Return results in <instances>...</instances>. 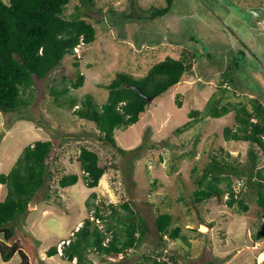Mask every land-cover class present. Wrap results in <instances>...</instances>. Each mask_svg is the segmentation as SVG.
<instances>
[{
  "label": "rangeland",
  "instance_id": "1",
  "mask_svg": "<svg viewBox=\"0 0 264 264\" xmlns=\"http://www.w3.org/2000/svg\"><path fill=\"white\" fill-rule=\"evenodd\" d=\"M252 2L264 8V0H172L170 11L149 19L143 17L145 11L166 0H94L95 10L101 11L87 14L96 27L95 40L80 43L45 78L35 79L30 95L27 90V106L0 111V173L10 170L26 145L38 139L53 142L48 159L52 174L27 211L11 221L14 237L19 238L10 244L17 242L33 264H77L76 259L63 258V243L58 241L67 243L86 218L101 227L94 218L96 206L130 201L149 227L144 240L122 256L89 252L94 264H150L144 255L157 253L161 260L176 257L177 264H264V237L254 238L264 224V208L253 189L242 187L246 211L237 204L229 206L227 193L200 203L191 195L211 155L237 170L249 169L252 150L264 168L262 150L249 142L224 139L223 127L235 122L233 110L217 118L198 117L181 133L175 131L190 120L189 111H202L212 96L220 97L221 87L229 96L225 102H238L245 94L264 96V19L259 24L251 19ZM80 5L81 0H70L63 15L77 13ZM124 10L131 16H121ZM166 56H184L192 67L176 85L149 100L136 123L115 130V142L124 152L101 140L92 122L73 113L86 94L98 105L103 103L116 72L139 78ZM77 70L83 83L73 88L70 82ZM224 74L228 80L220 86ZM64 85L69 90L56 102L50 88ZM69 95L75 99L73 107L68 105ZM80 146L95 151L107 166L92 188L81 177ZM230 172L238 191L241 181ZM71 173L79 175L77 182L60 187L58 179ZM5 195L6 186L0 183V200ZM158 212L172 215V226L180 227L183 238L160 241L154 226ZM4 240L0 233V243ZM54 245L57 254L47 256L46 250Z\"/></svg>",
  "mask_w": 264,
  "mask_h": 264
},
{
  "label": "trees",
  "instance_id": "2",
  "mask_svg": "<svg viewBox=\"0 0 264 264\" xmlns=\"http://www.w3.org/2000/svg\"><path fill=\"white\" fill-rule=\"evenodd\" d=\"M69 2L70 0H0V111L14 112L27 106V90L30 95L35 79L45 78L80 43L90 44L95 40L96 27L87 12L101 10H95L94 0H81L77 13L67 18L63 12ZM248 5L254 8L261 6L260 3L253 5V2ZM171 6L172 0H166L165 5L145 11L143 17L158 18L170 11ZM122 13L121 16L125 17V10ZM72 63L74 67L78 66L75 57ZM191 67V62L184 56H166L153 63L147 73L139 78L116 72L106 86L108 96L103 103L98 105L91 95L86 94L73 113L92 122L98 129L101 140L124 152L115 142V130L136 123L147 105V100L128 85L134 84L144 94L153 95L155 98L176 85ZM83 78V74L77 70L75 79L70 82L71 87H80ZM227 80L224 74L219 85ZM68 90L69 87L64 85L61 88L52 87L49 92L58 102L61 96H66ZM220 92L221 96H212L204 110L189 111L190 120L175 131L181 133L198 117L217 118L233 110L235 122L233 127H223L224 139L255 144L264 155V96L245 94L238 102L232 103L223 101L224 97L229 96H226L227 93L222 87ZM231 95H235V92ZM67 98L70 107L76 105L74 97L69 95ZM52 148L51 140H35L24 147L7 173H0V183L6 186V195L0 200V233L5 240L15 238L11 221L27 211L30 200L52 174L48 165ZM249 153L250 168L243 167L238 170L225 159L211 155L202 168V174L196 179L197 187L191 194L193 201L200 203L211 197L221 199L227 193L229 206L237 204L246 211L248 206L244 202L242 187H249L255 193L257 204L264 208V168L258 165L259 157L255 152L250 150ZM77 161L85 185L89 188L97 186L107 169V166L100 163L98 154L86 146H80ZM231 170L235 171L236 179L241 181L242 186L237 192L236 185L232 184ZM78 178L77 173L64 174L57 183L60 187H67L75 184ZM221 183L225 184L224 188L220 186ZM91 196L95 194L91 193ZM107 206H96L94 210V218L101 223V227L95 220L86 218L72 238L67 243L63 242L61 255L64 259L71 261L75 258L77 264H94L88 256L89 252L99 256H122L144 240L149 227L139 211L133 209L130 201H124L119 206ZM106 208L109 210L106 211ZM262 216L264 218V212ZM172 222L170 213H156L154 226L160 241H165L166 238L174 241L183 238L180 227L172 226ZM262 237L264 224L254 235L256 240ZM15 252L20 256V264H33L17 242H12L11 245L0 243L3 260H8ZM46 253L49 257L56 255L57 246H50ZM159 256L158 253L154 257L145 254L143 258L150 259V264H177L176 257L172 255L166 260L159 259Z\"/></svg>",
  "mask_w": 264,
  "mask_h": 264
},
{
  "label": "water",
  "instance_id": "3",
  "mask_svg": "<svg viewBox=\"0 0 264 264\" xmlns=\"http://www.w3.org/2000/svg\"><path fill=\"white\" fill-rule=\"evenodd\" d=\"M248 12L250 14L251 19L254 21H261L264 19V8H251L248 10ZM128 86L129 88L138 91L139 94L147 100V102L154 98L153 95L144 94L142 90L134 84H129Z\"/></svg>",
  "mask_w": 264,
  "mask_h": 264
},
{
  "label": "crops",
  "instance_id": "4",
  "mask_svg": "<svg viewBox=\"0 0 264 264\" xmlns=\"http://www.w3.org/2000/svg\"><path fill=\"white\" fill-rule=\"evenodd\" d=\"M15 238H19L18 236H16ZM66 241L68 240V239H65ZM10 241H12V240H8V241H6V242H9V244H10ZM4 242H5V240H4ZM60 242H64V240H61V241H58V243L57 244H59ZM68 242V241H67ZM11 244H12V242H11ZM10 244V245H11ZM21 248V247H20ZM22 249V248H21ZM61 251V250H60ZM17 252H15L8 260H3V258H2V256H1V253H0V264H20V256H19V259H16V256H15V254H16ZM18 254V253H17ZM27 254V253H26ZM29 257V256H28ZM73 259H75V258H73ZM29 260H30V262H32L31 261V259H30V257H29ZM33 263V262H32Z\"/></svg>",
  "mask_w": 264,
  "mask_h": 264
},
{
  "label": "flooded vegetation",
  "instance_id": "5",
  "mask_svg": "<svg viewBox=\"0 0 264 264\" xmlns=\"http://www.w3.org/2000/svg\"><path fill=\"white\" fill-rule=\"evenodd\" d=\"M262 21H257V23L259 24V23H261Z\"/></svg>",
  "mask_w": 264,
  "mask_h": 264
},
{
  "label": "built area",
  "instance_id": "6",
  "mask_svg": "<svg viewBox=\"0 0 264 264\" xmlns=\"http://www.w3.org/2000/svg\"><path fill=\"white\" fill-rule=\"evenodd\" d=\"M236 192H237V190H236Z\"/></svg>",
  "mask_w": 264,
  "mask_h": 264
}]
</instances>
